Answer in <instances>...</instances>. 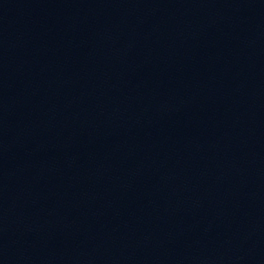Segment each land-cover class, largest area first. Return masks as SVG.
Wrapping results in <instances>:
<instances>
[{"label": "water", "instance_id": "95a60500", "mask_svg": "<svg viewBox=\"0 0 264 264\" xmlns=\"http://www.w3.org/2000/svg\"><path fill=\"white\" fill-rule=\"evenodd\" d=\"M0 264H264V0H0Z\"/></svg>", "mask_w": 264, "mask_h": 264}]
</instances>
